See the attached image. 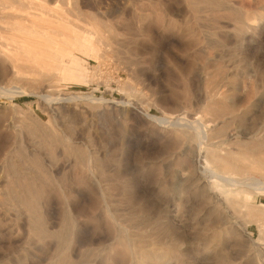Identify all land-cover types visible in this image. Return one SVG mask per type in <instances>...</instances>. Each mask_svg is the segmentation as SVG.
Returning a JSON list of instances; mask_svg holds the SVG:
<instances>
[{
	"label": "rangeland",
	"instance_id": "374dc122",
	"mask_svg": "<svg viewBox=\"0 0 264 264\" xmlns=\"http://www.w3.org/2000/svg\"><path fill=\"white\" fill-rule=\"evenodd\" d=\"M19 7L0 0V41L25 36ZM45 16L75 35L50 75L14 79L0 62V264H264V0H59ZM94 22L113 46L81 36ZM71 94L94 100L53 103ZM145 113L222 115L207 149L249 187L205 173L219 162L198 159L193 129ZM23 185L37 203L17 204Z\"/></svg>",
	"mask_w": 264,
	"mask_h": 264
},
{
	"label": "bare ground",
	"instance_id": "6f19581e",
	"mask_svg": "<svg viewBox=\"0 0 264 264\" xmlns=\"http://www.w3.org/2000/svg\"><path fill=\"white\" fill-rule=\"evenodd\" d=\"M2 1L5 4H13V3L18 2L20 7L18 8L17 11L14 12L15 16H17L21 20L29 22V23H17V29H19L22 33L25 34L23 38L21 39L18 38L19 39L17 40L18 44H8L6 42L0 41V62H2V64H5V63L9 64L6 67L8 71L5 70L6 74L12 75L14 79L24 78L25 80H28V79H33V80L41 79L42 80L43 78V80H45L46 77L50 75L52 69L54 68L55 62L60 63L59 59L62 56V53L67 52V50H69V48L72 47L74 43V38H75L74 34L70 35V34L63 33L60 30L55 31L53 29H49L47 26L44 25V23H42L43 21L49 19L45 16L46 14H51L52 10L54 11L57 10V7L59 6V0H2ZM58 19L60 20V14L58 16ZM58 24L60 25V23ZM64 24H67V23H64ZM68 26L69 27L71 26L74 31H78L76 35H80V31H81L80 26H77L76 24H73V23ZM83 29L86 30V27H84ZM87 30L85 31L86 34L81 35V36L85 37V40H89L90 34H94L96 36V39H95L96 42L94 40L95 44L92 43V45L95 46L96 50H99L100 49L99 47L102 45H108V44L112 45V42H114L113 38L111 37L112 35L107 33V30L102 27L101 23L94 22L91 24L90 27H88ZM1 37L2 36L0 33V38ZM35 49H38V50H35ZM34 72L36 74L39 73L40 77H34V76L31 77L29 75V73H34ZM14 90L15 89H13L12 91L15 92ZM0 92L2 94L6 92L11 93V86H7V87L0 86ZM6 95H9V94L6 93ZM38 96H40L42 99L43 98L47 99L48 102L52 101L50 100L51 98L49 94L45 93L43 95V94L38 93ZM210 97H211V103H216L217 100H222L223 96H222V92L219 93V90H216L210 95ZM88 100L92 101L94 100V98L92 96H85L81 94H71V95H68L67 97L57 98L56 101L53 103L56 105H60V104H64L67 102H74V101L81 102V101H88ZM221 116L220 117L217 116L216 119L208 121L209 124H207L208 125L207 126L205 122L200 121V120L191 122L185 117H178L176 119H172L170 117H161L158 115L145 113V117L155 120L156 123L160 124L164 128L171 126L175 128L183 127L187 129L188 127V128L193 129L195 131V135L198 140V145H197L198 146V150H197L198 159L201 161V158L205 156L209 160H212L214 162H219L218 164L220 166L219 167L220 170L205 168V173L208 174L210 177H214L223 182L229 183L230 185L237 186L238 189H240L241 187H249V185L246 183L247 181L245 182V180L247 179L243 178L244 180H240L239 178H236L230 174L232 172H240L241 174H243L244 171H247L246 169L244 170L240 169L235 164H228L229 162L225 158L217 155L215 151L213 150L209 151L207 149V146H208L207 140H208L209 133L212 132V130H215L217 128V126L219 125V119L221 118ZM176 129H179V128H176ZM23 130L24 129L22 127V131ZM182 131L183 130H181L180 132ZM219 144H222V143H219ZM213 146L214 147L216 146L215 142L212 144V147ZM6 166L7 164H4V167ZM256 180L258 182L257 189L264 190V180L262 178H257ZM250 188L252 189V187ZM40 192L41 191L39 188L38 189L36 188L33 190V189H30L29 185L21 186L20 189L16 191L17 204L26 205V204H31L32 202L37 203L38 199L36 200V197L40 198L41 196ZM28 196L32 197V200L29 199ZM245 196H246V200H249V201L253 197V196L249 197V195L247 194H245ZM69 211L72 212L71 213L72 221L75 226L74 237L80 238L81 230L79 229V226H78V221L80 219V212L78 210L77 205L73 204L71 208L69 205ZM34 224L38 227V229L40 228L43 232L50 231L54 227V224L51 223L48 219H46V217L43 216L41 213L37 214L36 221ZM94 236H95V233H93V236L91 237L90 241L94 239ZM170 243H173V242H170Z\"/></svg>",
	"mask_w": 264,
	"mask_h": 264
}]
</instances>
